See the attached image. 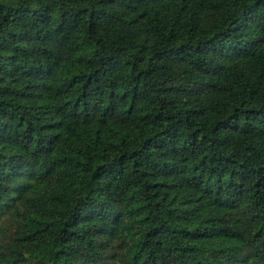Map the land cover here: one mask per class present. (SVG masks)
Masks as SVG:
<instances>
[{
    "label": "trees",
    "instance_id": "obj_1",
    "mask_svg": "<svg viewBox=\"0 0 264 264\" xmlns=\"http://www.w3.org/2000/svg\"><path fill=\"white\" fill-rule=\"evenodd\" d=\"M0 264H264V0H0Z\"/></svg>",
    "mask_w": 264,
    "mask_h": 264
}]
</instances>
